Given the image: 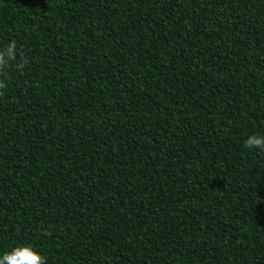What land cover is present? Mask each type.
<instances>
[{"label":"trees","instance_id":"obj_1","mask_svg":"<svg viewBox=\"0 0 264 264\" xmlns=\"http://www.w3.org/2000/svg\"><path fill=\"white\" fill-rule=\"evenodd\" d=\"M0 256L264 264V0H0Z\"/></svg>","mask_w":264,"mask_h":264},{"label":"clouds","instance_id":"obj_2","mask_svg":"<svg viewBox=\"0 0 264 264\" xmlns=\"http://www.w3.org/2000/svg\"><path fill=\"white\" fill-rule=\"evenodd\" d=\"M15 40L11 41L3 48H0V89L6 88L5 79L8 77V69L15 67L16 71L21 72L27 64V58L23 53H19ZM3 93L0 92V95ZM244 146L249 149L264 151V135H250L244 142ZM0 264H47L46 257L30 245L14 247L10 251L0 256Z\"/></svg>","mask_w":264,"mask_h":264}]
</instances>
